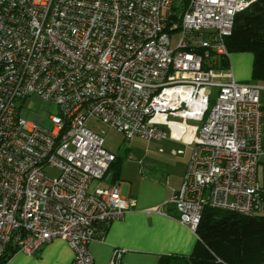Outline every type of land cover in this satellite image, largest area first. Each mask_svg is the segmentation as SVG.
Returning <instances> with one entry per match:
<instances>
[{
    "label": "built area",
    "instance_id": "obj_1",
    "mask_svg": "<svg viewBox=\"0 0 264 264\" xmlns=\"http://www.w3.org/2000/svg\"><path fill=\"white\" fill-rule=\"evenodd\" d=\"M253 1L0 0V264L10 244L34 255L57 237L93 264L99 226L135 206L119 183L91 190L117 157L91 118L192 147L170 202L194 232L206 208L264 214V83L222 67ZM32 95L58 104L53 129L22 115Z\"/></svg>",
    "mask_w": 264,
    "mask_h": 264
},
{
    "label": "crops",
    "instance_id": "obj_2",
    "mask_svg": "<svg viewBox=\"0 0 264 264\" xmlns=\"http://www.w3.org/2000/svg\"><path fill=\"white\" fill-rule=\"evenodd\" d=\"M230 63L237 80L251 81L253 56L251 61L250 56L235 54ZM262 109L264 132V105ZM148 141L155 146L145 151L144 159H123L117 174L113 166L103 180L91 184L94 190L119 183L122 196L136 200L135 206L122 217L113 219L91 241L93 264H109L117 248L125 249L124 264H159L162 256L189 257L195 249L197 233L179 222L175 206L170 202L183 180L192 147L172 138ZM73 260V248L67 240L57 237L34 255L16 252L7 264H73Z\"/></svg>",
    "mask_w": 264,
    "mask_h": 264
},
{
    "label": "trees",
    "instance_id": "obj_3",
    "mask_svg": "<svg viewBox=\"0 0 264 264\" xmlns=\"http://www.w3.org/2000/svg\"><path fill=\"white\" fill-rule=\"evenodd\" d=\"M229 52L253 53L252 79L264 82V0H254L236 15L232 34L227 37ZM230 58H222V67H230ZM117 155V154H116ZM122 158L117 155L109 170L115 166L116 174ZM108 224L100 225L102 234ZM198 241L189 257L166 255L159 264H264V214L247 216L234 211L206 208L196 230ZM17 252L10 244L2 262Z\"/></svg>",
    "mask_w": 264,
    "mask_h": 264
},
{
    "label": "rangeland",
    "instance_id": "obj_4",
    "mask_svg": "<svg viewBox=\"0 0 264 264\" xmlns=\"http://www.w3.org/2000/svg\"><path fill=\"white\" fill-rule=\"evenodd\" d=\"M235 54H243L251 57L253 53L249 51H233L230 53V59L233 62V56ZM254 59V56H253ZM253 73V72H252ZM251 81L257 82L256 80L250 79ZM264 83V82H263ZM261 101L264 105V90L261 93ZM18 104H22V115L30 120H33L37 114L41 115L40 125L44 128L51 130L54 128V123L51 119V115L58 114L60 112L58 104L45 101L42 98L32 95L27 97L23 101H18ZM212 104L210 109L212 108ZM88 127L92 128L99 132L105 138L106 147L115 152L118 156L122 158V160H135L138 161L140 159H144L145 151L149 148H154L155 144L150 143V141L136 136L133 138H126L121 132L112 129L102 121L91 118L87 122ZM166 154V153H164ZM50 173H55L54 170H50ZM260 179L264 185V156H262V162L259 170ZM184 262V260L178 261Z\"/></svg>",
    "mask_w": 264,
    "mask_h": 264
},
{
    "label": "bare ground",
    "instance_id": "obj_5",
    "mask_svg": "<svg viewBox=\"0 0 264 264\" xmlns=\"http://www.w3.org/2000/svg\"><path fill=\"white\" fill-rule=\"evenodd\" d=\"M174 125H175V126H178V127H179V126H182V125H180V124H176V123H174ZM178 127H177V128H178Z\"/></svg>",
    "mask_w": 264,
    "mask_h": 264
}]
</instances>
